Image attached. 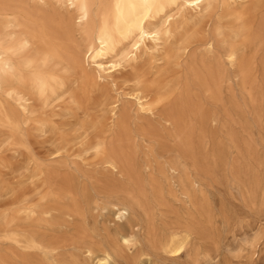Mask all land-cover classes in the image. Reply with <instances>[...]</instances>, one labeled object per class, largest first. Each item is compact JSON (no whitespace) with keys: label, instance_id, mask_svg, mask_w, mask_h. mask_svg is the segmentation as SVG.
I'll use <instances>...</instances> for the list:
<instances>
[{"label":"bare ground","instance_id":"1","mask_svg":"<svg viewBox=\"0 0 264 264\" xmlns=\"http://www.w3.org/2000/svg\"><path fill=\"white\" fill-rule=\"evenodd\" d=\"M100 85L126 103H107L77 154L36 158L31 128H53L35 107L87 101ZM235 85L251 104L264 85V0H0L2 143L25 150L41 180L0 212V264H199L202 235L214 242L206 186L254 200L247 165L227 157L233 137L205 147L234 122Z\"/></svg>","mask_w":264,"mask_h":264},{"label":"rangeland","instance_id":"2","mask_svg":"<svg viewBox=\"0 0 264 264\" xmlns=\"http://www.w3.org/2000/svg\"><path fill=\"white\" fill-rule=\"evenodd\" d=\"M131 74V69H127L117 79L121 95L131 93L132 82L127 81ZM69 83L71 90L80 96L82 90L77 76H71ZM234 89L238 104L234 122L224 130L213 129V138L205 142V147L211 154L213 144L230 146L229 137H233L235 148L227 149V157L240 166L247 165L255 184L254 200L251 203L244 188H234L227 181L219 180L206 186L205 197L213 216L214 242L202 235V261L199 264H264V85L253 86V104L239 85ZM87 94L89 100L78 104L66 94L43 110L35 107L36 116L49 120L53 128L45 134L39 133L34 126L31 128L28 143L36 158L44 161L77 154L81 143L91 139L96 128L106 122L107 103L118 100L121 105L128 98L118 96L104 85ZM85 122H97V125L77 139L76 136L83 133L78 128ZM3 137L0 133V212L15 199L30 195L41 183L39 176L32 174L29 154L23 149L8 147L2 143ZM56 148L60 149L59 154L50 155ZM175 264L195 263L181 260Z\"/></svg>","mask_w":264,"mask_h":264}]
</instances>
